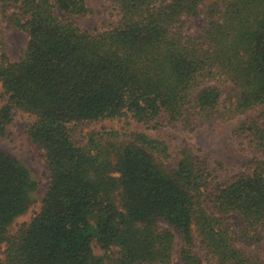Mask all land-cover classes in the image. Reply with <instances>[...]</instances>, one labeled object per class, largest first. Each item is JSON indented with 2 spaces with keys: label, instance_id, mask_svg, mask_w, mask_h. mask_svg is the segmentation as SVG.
<instances>
[{
  "label": "trees",
  "instance_id": "trees-1",
  "mask_svg": "<svg viewBox=\"0 0 264 264\" xmlns=\"http://www.w3.org/2000/svg\"><path fill=\"white\" fill-rule=\"evenodd\" d=\"M110 1L116 23L91 32L64 15L83 0H0L27 35L17 60L0 49V139L27 112L48 175L39 209L10 232L37 182L0 150L2 264H264L246 250L264 234V122L238 127L262 158L223 183L188 149L166 169L168 144L144 131L79 133L112 119L156 129L264 118V0Z\"/></svg>",
  "mask_w": 264,
  "mask_h": 264
},
{
  "label": "rangeland",
  "instance_id": "rangeland-1",
  "mask_svg": "<svg viewBox=\"0 0 264 264\" xmlns=\"http://www.w3.org/2000/svg\"><path fill=\"white\" fill-rule=\"evenodd\" d=\"M85 11L82 13L64 14L83 30L94 31L103 30L115 24L118 19V9L116 4L110 0H83ZM6 15L10 16L13 11L12 6L6 7ZM0 5V49L7 54L10 60L19 58L27 42V35L23 31L13 27L3 14ZM196 26H200L203 20L196 19ZM215 84V81H210ZM223 89V98L232 92L229 88ZM5 101L0 87V105ZM260 109H253L246 113L237 114L230 119H219L209 124L201 120H194L192 125H186L183 121L174 124L163 123L159 128H147L146 125L131 121L130 125L125 120H103L82 126L80 136L91 129H117L120 131H144L152 137H157L166 141L169 147L170 156L168 159L159 161L166 169L176 166L181 149H188L194 155L207 160L213 183L226 182L234 176L246 171H250L256 160L262 158L261 153L255 148L250 137L239 130L241 123L257 120L264 122ZM32 120L27 112L16 111L13 122L7 127V134L0 139V150L6 151L27 165L32 172L33 178L37 182L36 190L33 192V204L26 213L18 216L9 226V231H13L17 226L27 221L39 209L40 200L46 192L48 175L44 162L43 152L32 144L25 133L26 125ZM225 219L231 223L238 221L234 215H226ZM4 243H0V264H2ZM97 254H102L103 250L94 244ZM246 250L250 254L258 255L264 261V234L258 241L246 245ZM112 254L116 248H112ZM173 264H182L175 256Z\"/></svg>",
  "mask_w": 264,
  "mask_h": 264
}]
</instances>
